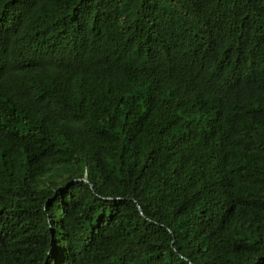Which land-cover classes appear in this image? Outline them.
Listing matches in <instances>:
<instances>
[{
    "label": "trees",
    "instance_id": "trees-1",
    "mask_svg": "<svg viewBox=\"0 0 264 264\" xmlns=\"http://www.w3.org/2000/svg\"><path fill=\"white\" fill-rule=\"evenodd\" d=\"M0 264H264V0H0Z\"/></svg>",
    "mask_w": 264,
    "mask_h": 264
}]
</instances>
